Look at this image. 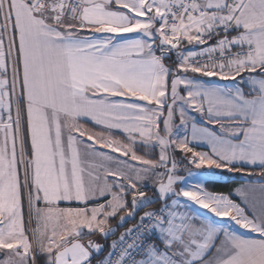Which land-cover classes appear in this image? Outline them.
Returning a JSON list of instances; mask_svg holds the SVG:
<instances>
[{
  "label": "snow or ice",
  "instance_id": "snow-or-ice-1",
  "mask_svg": "<svg viewBox=\"0 0 264 264\" xmlns=\"http://www.w3.org/2000/svg\"><path fill=\"white\" fill-rule=\"evenodd\" d=\"M0 264H264V0H0Z\"/></svg>",
  "mask_w": 264,
  "mask_h": 264
},
{
  "label": "trees",
  "instance_id": "trees-1",
  "mask_svg": "<svg viewBox=\"0 0 264 264\" xmlns=\"http://www.w3.org/2000/svg\"><path fill=\"white\" fill-rule=\"evenodd\" d=\"M227 183V186H224ZM233 183L231 182H226V181H220L219 185L216 187H212L211 185L209 186L211 188L212 191H217V192H228L232 187H233Z\"/></svg>",
  "mask_w": 264,
  "mask_h": 264
},
{
  "label": "crops",
  "instance_id": "crops-1",
  "mask_svg": "<svg viewBox=\"0 0 264 264\" xmlns=\"http://www.w3.org/2000/svg\"><path fill=\"white\" fill-rule=\"evenodd\" d=\"M209 190H211V188L209 187ZM212 191V190H211ZM229 192V191H228ZM228 192H226V194L228 193ZM201 211H204V210H201Z\"/></svg>",
  "mask_w": 264,
  "mask_h": 264
}]
</instances>
